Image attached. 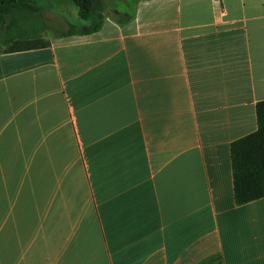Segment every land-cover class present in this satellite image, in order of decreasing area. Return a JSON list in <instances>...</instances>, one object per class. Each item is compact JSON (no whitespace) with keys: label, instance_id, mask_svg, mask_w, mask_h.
Here are the masks:
<instances>
[{"label":"crops","instance_id":"obj_1","mask_svg":"<svg viewBox=\"0 0 264 264\" xmlns=\"http://www.w3.org/2000/svg\"><path fill=\"white\" fill-rule=\"evenodd\" d=\"M72 4V3H71ZM102 25L0 50V264H264V0H101Z\"/></svg>","mask_w":264,"mask_h":264},{"label":"trees","instance_id":"obj_2","mask_svg":"<svg viewBox=\"0 0 264 264\" xmlns=\"http://www.w3.org/2000/svg\"><path fill=\"white\" fill-rule=\"evenodd\" d=\"M47 0H0V26L5 27V41H12L4 52L44 47L48 40L40 37V30L47 27L42 3ZM78 8L79 16L90 21L87 24L69 22L68 29L58 32L60 36L89 34L102 25L101 0H68ZM34 23L37 29H21L18 20ZM258 129L232 143V162L235 198L238 204L247 203L264 196V101L257 103Z\"/></svg>","mask_w":264,"mask_h":264},{"label":"rangeland","instance_id":"obj_3","mask_svg":"<svg viewBox=\"0 0 264 264\" xmlns=\"http://www.w3.org/2000/svg\"><path fill=\"white\" fill-rule=\"evenodd\" d=\"M42 5L47 27L40 30L38 34L45 40L54 37L60 31L67 30L69 22L78 25L90 23V21H85L79 16L77 6L74 3L71 4L68 0H47ZM18 24L19 26L13 27L17 32L23 28L28 30L37 29V26H32L34 23L25 22L22 18L18 20ZM5 27L6 25L0 26V49H4L13 43L12 41H5Z\"/></svg>","mask_w":264,"mask_h":264}]
</instances>
